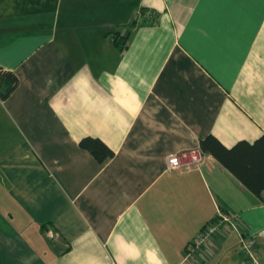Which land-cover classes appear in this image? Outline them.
<instances>
[{"label":"crops","instance_id":"1","mask_svg":"<svg viewBox=\"0 0 264 264\" xmlns=\"http://www.w3.org/2000/svg\"><path fill=\"white\" fill-rule=\"evenodd\" d=\"M0 67V264H249L240 233L264 263V191L164 161L264 134V0H0Z\"/></svg>","mask_w":264,"mask_h":264},{"label":"trees","instance_id":"2","mask_svg":"<svg viewBox=\"0 0 264 264\" xmlns=\"http://www.w3.org/2000/svg\"><path fill=\"white\" fill-rule=\"evenodd\" d=\"M149 14L154 16L151 12ZM121 44H126V41L117 42V45ZM18 82L13 72L0 67V99H6ZM80 146L90 151L101 164L114 156V151L100 139L85 137ZM200 149L204 154L214 156L255 195L260 196L264 191V134L254 142L242 140L230 148L215 136L208 135L200 141Z\"/></svg>","mask_w":264,"mask_h":264},{"label":"built area","instance_id":"3","mask_svg":"<svg viewBox=\"0 0 264 264\" xmlns=\"http://www.w3.org/2000/svg\"><path fill=\"white\" fill-rule=\"evenodd\" d=\"M152 18V16L150 15ZM204 153L199 148L182 150L173 154H169L165 157L164 161L166 169L168 171H181L191 172L199 170L202 163L204 162ZM230 226L234 230L240 233V227L238 223V216L230 213L220 212L218 217L212 222L206 224L198 237L189 244L187 251L188 255L200 252L202 248L209 243L213 237L224 227ZM241 246L243 251L247 255L249 264H264L262 263L256 254V244L253 240L248 239L240 233Z\"/></svg>","mask_w":264,"mask_h":264},{"label":"rangeland","instance_id":"4","mask_svg":"<svg viewBox=\"0 0 264 264\" xmlns=\"http://www.w3.org/2000/svg\"><path fill=\"white\" fill-rule=\"evenodd\" d=\"M225 227V226H224ZM233 229V228H232ZM234 230V229H233Z\"/></svg>","mask_w":264,"mask_h":264}]
</instances>
